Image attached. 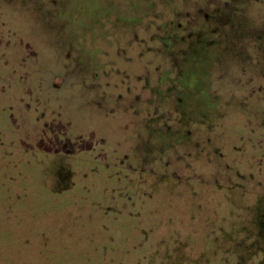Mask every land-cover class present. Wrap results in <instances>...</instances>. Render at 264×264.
<instances>
[{
    "label": "rangeland",
    "instance_id": "rangeland-1",
    "mask_svg": "<svg viewBox=\"0 0 264 264\" xmlns=\"http://www.w3.org/2000/svg\"><path fill=\"white\" fill-rule=\"evenodd\" d=\"M261 208L264 0H0V264H192Z\"/></svg>",
    "mask_w": 264,
    "mask_h": 264
},
{
    "label": "trees",
    "instance_id": "trees-1",
    "mask_svg": "<svg viewBox=\"0 0 264 264\" xmlns=\"http://www.w3.org/2000/svg\"><path fill=\"white\" fill-rule=\"evenodd\" d=\"M260 207H261V204L257 207V209ZM256 216L258 217V225H260L261 228L262 226L264 228V208H261L260 210H258L256 212ZM247 226H248L247 222H242L238 224V228L236 229H238V231H242L241 233H237L238 232L237 230L235 232L233 231L227 232L226 230L222 229L221 235L223 237L218 238V240H220L221 238V241L219 242L218 247H217L218 250L220 249L222 250L221 251L222 254L216 253L218 254L216 256L214 252H212V255H211V251H207L203 253L200 259H197L195 263H192V264H248L249 261L247 257L249 255L247 254V251H249V249H251L250 253H252L253 250H256V249L257 251L264 253V247H258L261 245V243L259 245H256V243L252 240V238L249 237V233L247 232ZM4 229H5L4 227H3V230L0 229L1 230L0 233L7 231L6 229L5 230ZM258 235L260 234L259 233L257 234L256 232V237ZM227 243H229L231 246L230 250L226 248ZM244 246H246V249ZM232 248L235 251V253H233ZM260 248H263V249H260ZM76 261H78V259ZM183 261H185V258L180 255L179 257H176L174 260L169 258L170 264H181Z\"/></svg>",
    "mask_w": 264,
    "mask_h": 264
},
{
    "label": "flooded vegetation",
    "instance_id": "flooded-vegetation-1",
    "mask_svg": "<svg viewBox=\"0 0 264 264\" xmlns=\"http://www.w3.org/2000/svg\"><path fill=\"white\" fill-rule=\"evenodd\" d=\"M28 106H30V105L28 104Z\"/></svg>",
    "mask_w": 264,
    "mask_h": 264
}]
</instances>
